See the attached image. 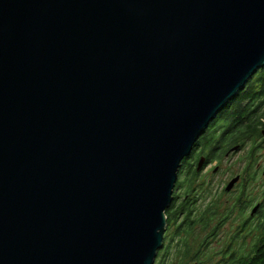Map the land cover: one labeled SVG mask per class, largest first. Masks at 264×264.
Returning <instances> with one entry per match:
<instances>
[{
  "label": "water",
  "instance_id": "obj_1",
  "mask_svg": "<svg viewBox=\"0 0 264 264\" xmlns=\"http://www.w3.org/2000/svg\"><path fill=\"white\" fill-rule=\"evenodd\" d=\"M263 65L264 0H0V264H154L182 160Z\"/></svg>",
  "mask_w": 264,
  "mask_h": 264
},
{
  "label": "rangeland",
  "instance_id": "obj_2",
  "mask_svg": "<svg viewBox=\"0 0 264 264\" xmlns=\"http://www.w3.org/2000/svg\"><path fill=\"white\" fill-rule=\"evenodd\" d=\"M248 85L247 81L239 92ZM260 121L263 125L258 132L245 138L242 145L201 167L190 190L185 185L175 187L176 201L187 196L190 206L179 212L175 220L166 221L162 264H230L240 257L255 256L259 237L256 224L264 219V209L256 215L258 206H264V117ZM199 150L196 146L186 158L183 170L195 166ZM236 175L242 179L225 190ZM188 212L191 223L183 221L180 225Z\"/></svg>",
  "mask_w": 264,
  "mask_h": 264
},
{
  "label": "trees",
  "instance_id": "obj_3",
  "mask_svg": "<svg viewBox=\"0 0 264 264\" xmlns=\"http://www.w3.org/2000/svg\"><path fill=\"white\" fill-rule=\"evenodd\" d=\"M247 81L248 87L240 92L238 91L236 95L229 99L225 107L221 108L215 115L214 120L211 121L212 128L203 136L198 156L201 154L205 156L204 165L220 159L222 154L232 146L242 145L245 138L256 134L258 127L263 125L260 119L264 117V65L261 70L253 74V78L251 77ZM255 85H258V87ZM215 152L217 153L215 154ZM198 158H196V162ZM196 162L194 167L190 165L184 170L181 166L179 169V172H181L180 178L177 179L176 187L185 185L188 190L191 189V185L198 174ZM177 198L178 194H175L165 210L167 223L172 219L175 220V216L179 212L187 210L190 206L187 196L179 202L176 201ZM188 215L189 212L186 213L180 225L183 221L187 222L189 220ZM188 223H191V220ZM263 244L262 240L256 242L255 256L248 259L240 257L230 264H264ZM162 251H165V247L159 249L154 264H162ZM186 254L185 251L184 257H186Z\"/></svg>",
  "mask_w": 264,
  "mask_h": 264
},
{
  "label": "flooded vegetation",
  "instance_id": "obj_4",
  "mask_svg": "<svg viewBox=\"0 0 264 264\" xmlns=\"http://www.w3.org/2000/svg\"><path fill=\"white\" fill-rule=\"evenodd\" d=\"M219 112V111H218ZM215 118V117H214ZM214 118L211 120V121H213L214 120ZM211 121H210V123H209V125H208V127H207V129H205V131L202 133V135L198 138V140L196 141V143H195V145L193 146V148H192V151H191V153L190 154H192L193 153V150L196 148V146H198L199 147V149L201 150V148H200V146H201V140H202V138H203V136L209 131V129H210V127H211ZM199 150V151H200ZM190 154H189V156H190ZM201 155H199L198 157H200ZM187 158V157H186ZM186 158H184L183 160H182V163H181V166H183V163L186 161ZM213 162H215V161H213ZM181 166H180V168H181ZM204 166V165H203ZM179 168V169H180ZM264 169V168H263ZM262 172H263V170H262ZM242 178L240 177L239 178V180L238 181H240ZM175 195L173 194V197H174ZM186 197V196H185ZM184 197V198H185ZM263 209H264V206H258V209L256 210V215H258L259 213H260V211H263ZM255 213V212H254ZM256 228L258 229V231H259V237H258V240H262V242L264 243V219H262L261 221H260V223H258V224H256ZM164 237H165V235H164ZM164 237H163V239H164ZM264 245V244H263ZM164 246V244L162 245V247ZM159 251V250H158ZM158 251H157V255H158ZM164 253V251H162V254ZM157 257V256H156ZM155 260H156V258H155ZM155 262V261H154Z\"/></svg>",
  "mask_w": 264,
  "mask_h": 264
},
{
  "label": "bare ground",
  "instance_id": "obj_5",
  "mask_svg": "<svg viewBox=\"0 0 264 264\" xmlns=\"http://www.w3.org/2000/svg\"><path fill=\"white\" fill-rule=\"evenodd\" d=\"M239 91V90H238Z\"/></svg>",
  "mask_w": 264,
  "mask_h": 264
}]
</instances>
